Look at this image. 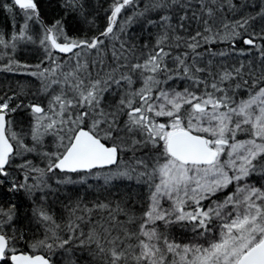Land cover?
Instances as JSON below:
<instances>
[{"label": "snow or ice", "instance_id": "6c2138e0", "mask_svg": "<svg viewBox=\"0 0 264 264\" xmlns=\"http://www.w3.org/2000/svg\"><path fill=\"white\" fill-rule=\"evenodd\" d=\"M0 12V264H264V0Z\"/></svg>", "mask_w": 264, "mask_h": 264}, {"label": "trees", "instance_id": "16d2710c", "mask_svg": "<svg viewBox=\"0 0 264 264\" xmlns=\"http://www.w3.org/2000/svg\"><path fill=\"white\" fill-rule=\"evenodd\" d=\"M5 19L4 13L0 12V22H3Z\"/></svg>", "mask_w": 264, "mask_h": 264}]
</instances>
